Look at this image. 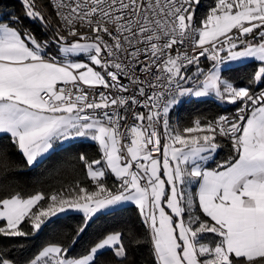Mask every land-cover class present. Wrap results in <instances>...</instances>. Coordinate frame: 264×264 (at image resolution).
<instances>
[{"label":"snow or ice","instance_id":"1","mask_svg":"<svg viewBox=\"0 0 264 264\" xmlns=\"http://www.w3.org/2000/svg\"><path fill=\"white\" fill-rule=\"evenodd\" d=\"M199 2L56 0L59 19L43 41L0 22V136L29 166L71 138L94 141L102 154L91 162L79 156L94 190L77 184L67 194L0 198V235L26 237L76 211L84 215L78 237L96 214L131 202L150 233L154 264H264V87H252L264 85V0H215L197 24ZM22 3L26 17L52 27L35 0ZM51 44L56 55L46 51ZM201 57L211 67H201ZM225 61L258 63L248 86L222 76ZM210 96L239 104L236 115L170 130L169 113L182 98ZM133 106L147 111L132 113L139 123L122 145L120 109ZM217 136L231 141L233 154L208 169ZM0 163L6 166V151ZM107 175L119 182L115 191ZM124 241L122 232H110L78 256L50 243L29 264H95L102 250H112L119 264H134ZM128 243L141 240L129 232ZM0 264L13 261L0 253Z\"/></svg>","mask_w":264,"mask_h":264},{"label":"trees","instance_id":"2","mask_svg":"<svg viewBox=\"0 0 264 264\" xmlns=\"http://www.w3.org/2000/svg\"><path fill=\"white\" fill-rule=\"evenodd\" d=\"M36 7L46 19H51L52 27L45 28L39 21H33L25 15V6L22 0H0V21H8L21 29L30 31L38 40H49L57 25V18L48 0H35ZM215 0H200L195 12V21L204 17ZM19 17V23H13L12 18ZM207 66L210 61L205 60ZM204 64V63H203ZM248 67L240 65L239 72H253L257 66L255 62L248 63ZM230 73H228L229 75ZM233 77V74H230ZM239 77V76H238ZM238 80V79H237ZM258 88V87H255ZM210 99L186 101L179 112L178 121L182 127L193 125L196 116L214 119L225 109ZM218 138V137H217ZM220 139V138H218ZM224 146L219 150L217 156L210 162L212 165L222 163L232 154L230 140H222ZM7 153V164L0 163V198L15 192L23 196L42 192L46 197L53 193L63 192L65 194L77 184L94 190L95 185L87 176L86 167L79 160L80 154H85L91 162L100 159L101 153L98 145L89 140L68 145L57 149L48 156L40 159L29 166L23 155L17 151L10 142L8 136H0V152ZM106 185L114 189L118 181L111 175L104 177ZM41 201V204H45ZM3 222H0L2 225ZM84 224V215L79 212H66L53 218L52 222L45 225L39 232L26 237H6L0 235V253L5 258L13 261V264H29L43 247L50 243L66 245L70 249V255L78 256L85 253L103 235L120 231L125 237V246L128 249L130 261L134 264H154L151 252L150 233L137 207L127 204L116 209L96 214L88 222L84 233L77 237V229ZM26 232H32L30 225H22ZM132 232L141 240L140 244L128 243V233ZM75 239V243L72 241ZM120 258L114 256L112 250H102L97 254L95 264H119Z\"/></svg>","mask_w":264,"mask_h":264},{"label":"crops","instance_id":"3","mask_svg":"<svg viewBox=\"0 0 264 264\" xmlns=\"http://www.w3.org/2000/svg\"><path fill=\"white\" fill-rule=\"evenodd\" d=\"M195 7V12H196V8H197V5H194ZM195 17V16H194ZM203 17L199 18V20L196 22L197 24L200 23L201 19ZM195 19V18H194ZM0 22H4V23H9L10 26L14 27V28H17L19 29L21 32L24 31V29H21L19 28L18 26H15L14 24L8 22V21H0ZM258 39V38H257ZM46 51L49 53V55H56L57 53V46L55 44H51L47 49ZM227 53L224 52V53H221L220 55L221 56H225ZM81 62H85V63H88V60L85 56H81L78 58ZM204 63V64H203ZM201 64V67L203 68H208V67H211V64L212 62L209 64V66H207V63L203 62ZM248 63H252V61H247V62H244V63H240V62H231V61H225V63L223 65H221V68H222V76L225 77V78H228L230 80H232L234 82V84L236 86H239V87H244V86H248V79L250 78L251 74H253L257 67H258V63H256V67L254 68L255 70L253 72H246L245 74H243L244 72H239L237 73V67H239L240 65L244 66V67H248L249 66L247 65ZM228 73L230 74H233L234 76L231 77L230 74L228 75ZM239 76V77H238ZM238 79V80H237ZM261 86V85H260ZM253 88L255 87H259V86H256V85H253L252 86ZM191 99H194V100H202V99H210V100H213L214 102H216L217 104H219L221 106V108L223 109H226L234 104H231V103H227L225 101H220L218 99H216L214 96H210V97H205V98H196V97H184L181 99V102L177 105H175L170 113H169V128L170 130H183L185 127H182L181 126V123L182 122H179L178 121V116H179V112L182 110V105H184V103L186 101H190ZM222 109V110H223ZM219 115V114H218ZM217 115V116H218ZM216 116V117H217ZM215 117V118H216ZM215 118L212 120V119H208V118H203L201 116H196L193 120V125H194V122L196 120H199L201 122V124H207L209 122H213L215 120ZM192 125V126H193ZM84 140H89L91 141L90 139H86V138H71V139H66V140H59V141H56L54 143V146L53 148L46 154H44L42 157L38 158V161L46 156H48L50 153H52L53 151L57 150V149H60V148H63V147H66L68 145H73V144H77V143H80L81 141H84ZM94 142V141H93ZM216 142L217 144L219 145V147L217 148L216 152L212 154V158L210 160H208L205 164V167L208 168V169H215L217 164L216 165H212L210 164L211 161H213L215 159V157L217 156L219 150L224 146V143L223 141H221L220 139L216 138ZM231 143V141H230ZM233 154V152H232ZM231 154V155H232ZM98 167V166H97ZM114 177V176H113ZM115 178V177H114ZM196 187L195 185L193 186H189L188 190L191 191V192H195L196 190ZM127 204H133L131 202H124L120 205H117V206H113L112 208H109V209H105L103 210L102 212H106V211H110V210H113V209H116L118 207H121V206H124V205H127ZM135 205V204H133ZM67 212H76V211H67ZM100 212V213H102ZM66 213V212H65ZM81 213V212H79ZM60 214H63V213H60ZM83 214V213H82ZM99 214V213H98Z\"/></svg>","mask_w":264,"mask_h":264},{"label":"built area","instance_id":"4","mask_svg":"<svg viewBox=\"0 0 264 264\" xmlns=\"http://www.w3.org/2000/svg\"><path fill=\"white\" fill-rule=\"evenodd\" d=\"M48 1H49V3H50L51 7L53 8V11H54L55 16H56V11H57V9H56V7H55L56 0H48ZM56 18H57V21H58L59 18H58L57 16H56ZM194 20H195V19H194ZM195 22H196V21H195ZM189 52H191V49H190V48H189ZM174 54H175V53L173 52V55H174ZM205 60H206L205 58L201 57V64H202ZM207 61H210V60H207ZM211 62H212V61H210V63H211ZM194 70H195V69L193 68V71H194ZM140 75L143 77V73H140ZM122 82H123L124 84L128 85V81H127V79H123V78H122ZM260 87H264V85H261V86H259L258 88H255V90H256V91H259V88H260ZM96 91H97V92H99V91H104V92H106V93L108 92L107 89H103L102 87H98V88L96 89ZM113 91H115V90H113ZM132 91H133V88H132L131 85H129V93H132ZM129 93H122V95H128ZM90 99H91V96H90ZM141 99H142V98H141ZM239 106H240L239 104H234V105H232V106L226 108L224 111H222V112H221V113L215 118V120L218 119L220 116H228V117H230V118H231V117H234V116L236 115L237 108H238ZM134 111H142V112H146L147 109H144V108H141V107H138V106H133L132 108L128 109L127 111H125L124 109H120V114H121L122 116H125V120L121 122V129H120L121 132L125 134V138H123L122 141H121L122 145H127V144L130 143V136L128 135L129 129L131 128V126H132L133 124H135V123H139V122H137V121L134 120V117H133V115H132V113H133ZM215 120H214V121H215ZM157 127H158V130H159L160 133H161L162 142H163V132H164L163 126H162V124H161V125H158ZM217 137L220 138V139H222V140H228L227 137H222V136H217ZM123 151H124V153L126 154V148H124ZM153 154L156 155V153H153ZM112 190L115 191V188L112 189Z\"/></svg>","mask_w":264,"mask_h":264}]
</instances>
